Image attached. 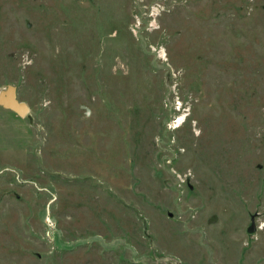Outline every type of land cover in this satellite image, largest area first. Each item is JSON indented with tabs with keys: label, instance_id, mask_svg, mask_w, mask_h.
I'll return each mask as SVG.
<instances>
[{
	"label": "rangeland",
	"instance_id": "1",
	"mask_svg": "<svg viewBox=\"0 0 264 264\" xmlns=\"http://www.w3.org/2000/svg\"><path fill=\"white\" fill-rule=\"evenodd\" d=\"M7 84L0 264H264V0H0Z\"/></svg>",
	"mask_w": 264,
	"mask_h": 264
},
{
	"label": "water",
	"instance_id": "2",
	"mask_svg": "<svg viewBox=\"0 0 264 264\" xmlns=\"http://www.w3.org/2000/svg\"><path fill=\"white\" fill-rule=\"evenodd\" d=\"M0 106L15 112L18 116H25L29 111V105L19 100L17 95V87L14 84H7L0 89ZM256 229L254 219H252L248 232H254Z\"/></svg>",
	"mask_w": 264,
	"mask_h": 264
},
{
	"label": "built area",
	"instance_id": "3",
	"mask_svg": "<svg viewBox=\"0 0 264 264\" xmlns=\"http://www.w3.org/2000/svg\"><path fill=\"white\" fill-rule=\"evenodd\" d=\"M161 4H154V5H151L149 8H147V15L150 17V18H154L155 15L159 12V10L161 9ZM158 11V12H157Z\"/></svg>",
	"mask_w": 264,
	"mask_h": 264
}]
</instances>
